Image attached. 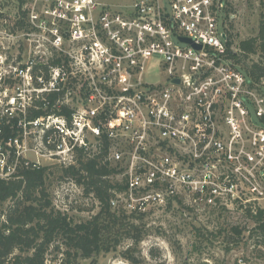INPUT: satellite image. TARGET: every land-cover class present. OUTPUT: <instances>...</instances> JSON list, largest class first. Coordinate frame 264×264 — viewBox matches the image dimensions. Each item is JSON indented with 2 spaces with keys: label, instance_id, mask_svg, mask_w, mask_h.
<instances>
[{
  "label": "built area",
  "instance_id": "built-area-1",
  "mask_svg": "<svg viewBox=\"0 0 264 264\" xmlns=\"http://www.w3.org/2000/svg\"><path fill=\"white\" fill-rule=\"evenodd\" d=\"M21 1L32 28L50 32L61 52L34 66L30 34L0 1V178L40 167L32 151L65 167L83 152L116 170L124 189L112 191L111 206L124 215L175 202L209 213L264 210V77L238 64L224 0ZM62 52L67 61L52 66ZM152 62L164 82L145 81ZM76 90L82 103L73 107ZM50 93L70 114L30 120Z\"/></svg>",
  "mask_w": 264,
  "mask_h": 264
},
{
  "label": "rangeland",
  "instance_id": "rangeland-1",
  "mask_svg": "<svg viewBox=\"0 0 264 264\" xmlns=\"http://www.w3.org/2000/svg\"><path fill=\"white\" fill-rule=\"evenodd\" d=\"M0 1L6 4L7 16L19 22L21 31L30 34L27 51L34 66H44L54 52H61L52 44L50 32L43 33L36 27L32 28L28 19L29 6L25 1ZM224 2L232 38L231 48L241 60L238 64L249 69L254 64L264 67L262 46L254 54L244 55L240 49L241 42L259 36L261 22L264 21V0ZM52 26L50 24L49 28ZM43 35L47 36L45 40L41 38ZM64 40L61 48L68 55L71 43L68 37ZM63 52L58 57L67 58ZM145 81L150 84L164 82L162 72L155 62L148 67ZM81 94L79 90L73 92L75 100H70L71 106H80ZM252 113L258 119L253 109ZM29 145L36 150L38 140L30 138ZM43 151L46 153L44 148ZM28 158L31 162L39 160L40 166L49 168L46 188L56 210L67 214L74 223L89 221L99 213L101 206L94 195H86L82 186L67 177L63 171L66 167L56 158H42L33 151ZM112 181L119 183L120 177L114 174ZM112 211L116 212L120 221L113 227L112 223L105 221L112 228L108 236H104L110 251H102L91 259L79 258L76 264H264V246L260 245L262 243L258 238L252 236L255 223L244 216L245 213L197 211L182 202H175L166 209L152 210L140 218L129 215L123 217L115 209L112 208ZM235 227L242 231L241 235L233 231ZM136 237L141 238L139 243H135ZM55 257L56 254L50 252V260ZM127 258H134L136 263Z\"/></svg>",
  "mask_w": 264,
  "mask_h": 264
},
{
  "label": "trees",
  "instance_id": "trees-1",
  "mask_svg": "<svg viewBox=\"0 0 264 264\" xmlns=\"http://www.w3.org/2000/svg\"><path fill=\"white\" fill-rule=\"evenodd\" d=\"M260 46L264 49V21L258 38L241 42L240 49L244 55L254 54ZM236 60L241 62L238 57ZM63 61L67 59L54 58L50 64L58 66ZM46 69L48 72V67ZM250 71L255 80L264 77L261 64H254ZM63 94L64 91L61 96ZM59 96L57 93L45 95V100L37 102L38 108L30 111L29 119L51 113L69 115L70 110L66 106L57 110L55 105ZM48 170L42 166H20L14 178H0V264H76L79 258L91 259L102 251H110L104 236H108L112 228L105 221L112 223V227L119 223L116 212L112 211V191L124 189L123 184H115L111 179L116 170L97 159L87 158L83 152H79L75 165L63 169L67 177L83 187L86 195L93 194L101 206L96 216L80 223H74L67 214L55 209L46 188ZM244 216L255 223L252 236L264 246V210L259 209L256 214L248 210ZM233 231L237 235L242 234L237 227ZM135 239V243L141 240ZM50 252L56 254L51 260ZM127 259L136 263L134 258Z\"/></svg>",
  "mask_w": 264,
  "mask_h": 264
},
{
  "label": "water",
  "instance_id": "water-1",
  "mask_svg": "<svg viewBox=\"0 0 264 264\" xmlns=\"http://www.w3.org/2000/svg\"><path fill=\"white\" fill-rule=\"evenodd\" d=\"M180 39H181V41H183V42H187V43H191V44H192V41H191L190 39H188V38L181 37ZM193 46H194L196 49H198V50L202 49V46H197V45H194V44H193ZM175 82H176V83H179V80H176Z\"/></svg>",
  "mask_w": 264,
  "mask_h": 264
}]
</instances>
